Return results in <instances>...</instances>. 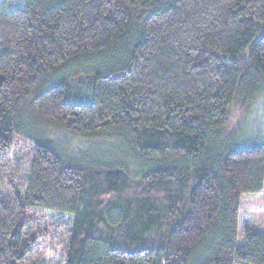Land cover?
I'll list each match as a JSON object with an SVG mask.
<instances>
[{
  "label": "trees",
  "instance_id": "1",
  "mask_svg": "<svg viewBox=\"0 0 264 264\" xmlns=\"http://www.w3.org/2000/svg\"><path fill=\"white\" fill-rule=\"evenodd\" d=\"M255 106L264 0L0 10V264H264V142L210 155Z\"/></svg>",
  "mask_w": 264,
  "mask_h": 264
},
{
  "label": "rangeland",
  "instance_id": "2",
  "mask_svg": "<svg viewBox=\"0 0 264 264\" xmlns=\"http://www.w3.org/2000/svg\"><path fill=\"white\" fill-rule=\"evenodd\" d=\"M27 2L28 0H0V10L12 11ZM249 111L240 113L239 110H236L230 113L226 127L211 139V156L229 148L264 142V107L261 109V106H255L252 112ZM56 217L67 216L56 215ZM246 227L257 234L264 235V186L260 193L242 196L240 200L237 247L243 245L242 231ZM52 248L55 246L50 245L48 251ZM50 258L51 256L48 254L43 259V264H52ZM56 258L54 257V259Z\"/></svg>",
  "mask_w": 264,
  "mask_h": 264
}]
</instances>
